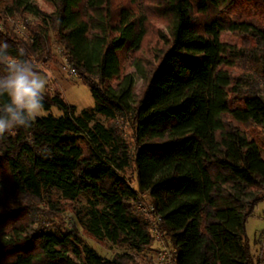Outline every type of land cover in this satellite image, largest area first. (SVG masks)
I'll return each mask as SVG.
<instances>
[{"label": "trees", "instance_id": "obj_1", "mask_svg": "<svg viewBox=\"0 0 264 264\" xmlns=\"http://www.w3.org/2000/svg\"><path fill=\"white\" fill-rule=\"evenodd\" d=\"M45 1L54 13L34 0H11L5 16L30 15L38 23L26 26L27 38L2 25L0 42L11 56L23 49L29 60L45 63L54 33L95 106L77 113L57 89L46 94L44 109L56 108L61 117L42 116L0 136V233L7 230L0 264H134L128 254L103 259L79 233L36 221L42 205L54 216L88 193L95 201L83 224L98 241L150 250L152 226L137 210L148 195L174 264H257L246 226L264 202V160L241 126L264 128V97L254 80L264 79V22L240 11H260L264 0H153L172 42L149 76L135 61L147 82L139 101L122 63L144 46L148 0ZM226 33L242 47L226 41ZM237 67L241 75L233 74ZM118 119L134 124V153ZM133 169L136 189L127 175ZM71 242L81 246L82 263L70 257Z\"/></svg>", "mask_w": 264, "mask_h": 264}, {"label": "rangeland", "instance_id": "obj_2", "mask_svg": "<svg viewBox=\"0 0 264 264\" xmlns=\"http://www.w3.org/2000/svg\"><path fill=\"white\" fill-rule=\"evenodd\" d=\"M34 2L43 12L47 14H52L56 10L54 4L45 0H34ZM145 4L152 8V15L149 16L150 27L148 36L141 52L137 54H128L122 63L123 76L129 74L134 76V95L136 101H139L142 98L147 82L141 78V74H139L135 68V61L140 62L139 64L143 69V73L149 76L160 64L162 54L169 48L172 42L171 33L166 21L161 20L160 17L156 15L157 13H153V10H155V2L153 0H148ZM9 7H11V0H4L0 2V19H2L0 20V27L5 24L8 28L13 29L19 37L27 38L28 33L26 31V26L29 24H37V19L30 15L17 14L14 16H5L4 10ZM240 12L249 14V18H247L253 20L257 24H259V22H264L263 8L260 11H255L253 8L251 9V7L247 9L242 8V11ZM50 38L52 52L50 59H48L45 63L38 62L37 59H31V61L43 73H45L46 77L50 78L46 94H53L54 90L58 89L63 99L68 104L77 108V113H80L85 109L93 108L95 106V101L89 87L70 72L71 67L67 62L62 47L57 43L54 33H51ZM224 39L232 45L242 47V40L235 35L226 33L224 34ZM248 71L246 70V72L250 74ZM232 72L234 75L242 74L241 69L238 67L233 68ZM251 75L255 76L253 72H251ZM254 80L257 83L256 87L260 91L261 96L264 97V79L258 77L257 80L255 78ZM111 85L116 87L117 83L111 82ZM49 114H53L56 118L62 116V113L56 108H53L50 113L46 112V115L44 116H48ZM98 121L106 125L109 124V122H107L102 116H98ZM116 127L127 140L134 153L136 151V145L135 127L133 122L130 119H118ZM241 128L250 141L255 140L258 143L261 156L264 160V128L243 125ZM80 145L83 148V157L88 159L90 151L87 144L84 141H80ZM127 175L134 181L132 187L136 189L137 183L135 181L136 174L134 173V169L128 171ZM1 186L6 187L4 183H2ZM5 190L7 189L5 188ZM91 201H95V198L91 193L82 195L78 198L77 203L73 207H67L63 212H57V214L55 213L54 216L51 215L53 212H50L45 205H42L40 214L37 216L36 221L39 224L43 223L49 228L53 225L55 227L63 226L68 230H73L74 232L79 233L82 239L85 240L101 258L106 260H111L118 255L128 254L134 257V264H169L172 261L174 249L171 246L169 238L165 237L158 229V221L152 213L153 205L151 198L148 195H144L140 198L137 204V210L151 224L152 233L155 236V242L150 250H146L143 253H137L125 245H115L107 240L98 241L92 238L85 230L83 224L86 219L85 215L87 210L91 206ZM246 230L252 246L253 254L258 258L257 264H264V202L260 203L256 207L253 216L247 222ZM6 235L7 230H4V232L0 233V239H4ZM69 251L70 257L76 262L82 263L84 261V256L80 257L78 255V253H81L82 248L77 243L71 242L69 245Z\"/></svg>", "mask_w": 264, "mask_h": 264}, {"label": "clouds", "instance_id": "obj_3", "mask_svg": "<svg viewBox=\"0 0 264 264\" xmlns=\"http://www.w3.org/2000/svg\"><path fill=\"white\" fill-rule=\"evenodd\" d=\"M9 45L0 42V136L19 127L28 128L39 117L46 115L44 102L49 77L29 60L23 49L11 56Z\"/></svg>", "mask_w": 264, "mask_h": 264}, {"label": "built area", "instance_id": "obj_4", "mask_svg": "<svg viewBox=\"0 0 264 264\" xmlns=\"http://www.w3.org/2000/svg\"><path fill=\"white\" fill-rule=\"evenodd\" d=\"M70 72H71L75 77H78V75H77V73H76V71H75L74 69L70 68ZM152 211H153V207H152ZM155 219H156V218H155ZM169 264H174V262L171 261Z\"/></svg>", "mask_w": 264, "mask_h": 264}]
</instances>
